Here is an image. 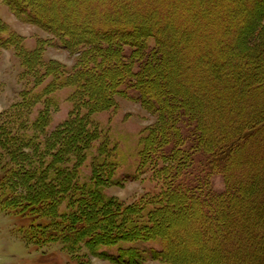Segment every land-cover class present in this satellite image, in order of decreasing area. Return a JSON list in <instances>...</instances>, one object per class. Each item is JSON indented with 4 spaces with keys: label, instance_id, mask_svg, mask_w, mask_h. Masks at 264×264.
Listing matches in <instances>:
<instances>
[{
    "label": "trees",
    "instance_id": "16d2710c",
    "mask_svg": "<svg viewBox=\"0 0 264 264\" xmlns=\"http://www.w3.org/2000/svg\"><path fill=\"white\" fill-rule=\"evenodd\" d=\"M2 1L48 35L30 48L0 17L23 86L0 115V211L27 220L26 243L78 264H264V0ZM65 88L69 117L50 129ZM129 91L153 116L135 176L157 186L131 201L106 192L120 149L92 118Z\"/></svg>",
    "mask_w": 264,
    "mask_h": 264
},
{
    "label": "rangeland",
    "instance_id": "374dc122",
    "mask_svg": "<svg viewBox=\"0 0 264 264\" xmlns=\"http://www.w3.org/2000/svg\"><path fill=\"white\" fill-rule=\"evenodd\" d=\"M0 17L5 21L10 30L25 38V43L32 48L39 39L48 35L36 25L17 17L12 9L0 0ZM47 56L58 59L68 65L74 63L75 57L59 46L47 49ZM21 67L18 59L11 50L5 51L0 58V115L20 99L22 83L19 79ZM70 89H62L55 94L58 109L52 113L50 129L68 119L71 104L68 101ZM92 118L102 127L105 136L111 142H116L120 149L121 165L117 174L120 183L109 186L106 192L109 195L131 201L146 190L155 191L157 186L148 175L136 177L138 169L139 138L145 126L153 121L150 115L138 101L137 94L128 92V97L121 98L114 109L96 113ZM106 136V137H107ZM89 173V167L85 168ZM218 190L223 188L221 177H215ZM182 219L173 221V226L182 223ZM27 226L24 217L7 214L0 211V264H78L72 254L65 250L60 243L51 244L42 248L29 245L23 238L22 232ZM158 242H140L136 247L141 250L158 248ZM190 247H188L189 249ZM108 253H116L112 248L105 249ZM84 259L89 264H120L93 253L84 252ZM207 258V257H206ZM209 258V257H208ZM188 263V260H187ZM142 264H164L147 255ZM190 264H202L198 258L191 257Z\"/></svg>",
    "mask_w": 264,
    "mask_h": 264
}]
</instances>
